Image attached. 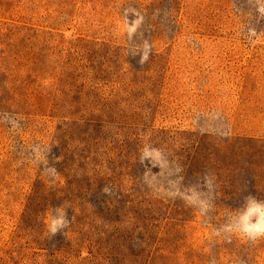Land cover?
Segmentation results:
<instances>
[{"label": "rangeland", "instance_id": "1", "mask_svg": "<svg viewBox=\"0 0 264 264\" xmlns=\"http://www.w3.org/2000/svg\"><path fill=\"white\" fill-rule=\"evenodd\" d=\"M250 195L264 0H0V264H264L216 235Z\"/></svg>", "mask_w": 264, "mask_h": 264}, {"label": "clouds", "instance_id": "2", "mask_svg": "<svg viewBox=\"0 0 264 264\" xmlns=\"http://www.w3.org/2000/svg\"><path fill=\"white\" fill-rule=\"evenodd\" d=\"M205 186L208 193L214 190V178L205 176ZM185 202L199 210L201 215H207L212 204L207 193L192 189L184 197ZM69 224L67 210L64 206L50 208L46 213V227L50 235L62 233ZM238 236L239 238L255 242L264 239V200L255 196H247L243 205L229 213L226 222L217 230L216 235Z\"/></svg>", "mask_w": 264, "mask_h": 264}]
</instances>
